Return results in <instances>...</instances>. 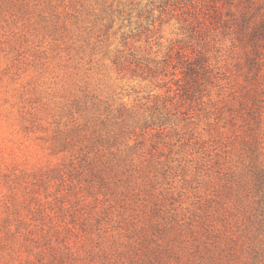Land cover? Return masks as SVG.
I'll return each mask as SVG.
<instances>
[{"label":"rangeland","instance_id":"rangeland-1","mask_svg":"<svg viewBox=\"0 0 264 264\" xmlns=\"http://www.w3.org/2000/svg\"><path fill=\"white\" fill-rule=\"evenodd\" d=\"M183 2L0 0V264H264V62Z\"/></svg>","mask_w":264,"mask_h":264},{"label":"trees","instance_id":"trees-1","mask_svg":"<svg viewBox=\"0 0 264 264\" xmlns=\"http://www.w3.org/2000/svg\"><path fill=\"white\" fill-rule=\"evenodd\" d=\"M179 7L183 19H190L195 38L204 39L205 28L220 24V32L242 50L249 71H256L263 64L264 0H188ZM194 69L206 70L202 54Z\"/></svg>","mask_w":264,"mask_h":264}]
</instances>
